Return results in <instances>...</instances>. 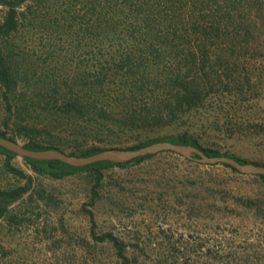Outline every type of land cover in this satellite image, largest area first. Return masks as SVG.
Returning <instances> with one entry per match:
<instances>
[{"label": "trees", "instance_id": "16d2710c", "mask_svg": "<svg viewBox=\"0 0 264 264\" xmlns=\"http://www.w3.org/2000/svg\"><path fill=\"white\" fill-rule=\"evenodd\" d=\"M263 60L264 0H0V136L78 156L170 141L264 165L189 123L219 97L228 111L258 103ZM0 155V178L25 181L0 187V264H264V188L246 185L264 174L170 150L84 166L24 156L36 175L85 177L78 231L34 211L54 195Z\"/></svg>", "mask_w": 264, "mask_h": 264}, {"label": "rangeland", "instance_id": "374dc122", "mask_svg": "<svg viewBox=\"0 0 264 264\" xmlns=\"http://www.w3.org/2000/svg\"><path fill=\"white\" fill-rule=\"evenodd\" d=\"M42 34L39 32L33 36L31 35L34 39L33 42L38 43L39 36ZM261 65L264 70V60ZM230 102L224 97H219L216 101L207 104V108H200L190 119L189 123L192 125V131L203 132L204 137L208 136L204 140V144H217L224 149L230 148L234 154L243 158L264 162V130L258 126L260 124L264 127V95L258 103L251 101L235 106L228 111L231 108ZM230 128H233L235 133L232 139L226 141L227 134L231 133ZM3 159L4 156L0 155V168H2ZM15 160L25 171L34 175L35 186L45 187L55 197L54 202L49 204L46 210L35 209L34 211H57L55 219H58L63 213L66 216L67 223L75 227L76 230L86 231L89 228L86 212L81 208L83 203L90 200L89 185L83 175L54 180L33 173L24 162L23 157L18 155ZM24 182L18 181L12 175L3 173V177L0 178V187H9ZM246 185L250 189L255 187L256 193L263 192L264 187L262 186L256 184L254 186L249 183H246ZM12 207L17 211V204ZM31 208L29 207L28 210H31ZM28 210L24 209L23 211ZM35 229L36 227L33 226L23 229L26 233L25 236L34 239Z\"/></svg>", "mask_w": 264, "mask_h": 264}, {"label": "water", "instance_id": "95a60500", "mask_svg": "<svg viewBox=\"0 0 264 264\" xmlns=\"http://www.w3.org/2000/svg\"><path fill=\"white\" fill-rule=\"evenodd\" d=\"M0 145L14 151L21 157L28 156L37 159H59L75 166H84L102 160L125 162L149 153H159L170 150L201 163H229L245 174H264V165H256L250 162L241 163L235 158L225 155L209 156L196 146L178 144L170 141H159L134 150L110 148L90 156L70 155L57 149L31 150L26 148L24 143L20 141H13L2 136H0Z\"/></svg>", "mask_w": 264, "mask_h": 264}]
</instances>
